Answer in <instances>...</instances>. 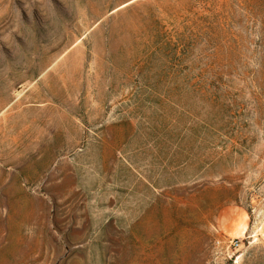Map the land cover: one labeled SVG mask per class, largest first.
Segmentation results:
<instances>
[{"label":"rangeland","instance_id":"rangeland-1","mask_svg":"<svg viewBox=\"0 0 264 264\" xmlns=\"http://www.w3.org/2000/svg\"><path fill=\"white\" fill-rule=\"evenodd\" d=\"M0 264H264V0H0Z\"/></svg>","mask_w":264,"mask_h":264},{"label":"built area","instance_id":"built-area-1","mask_svg":"<svg viewBox=\"0 0 264 264\" xmlns=\"http://www.w3.org/2000/svg\"><path fill=\"white\" fill-rule=\"evenodd\" d=\"M240 245L241 241L239 238L229 240V248L233 252L232 255H234L235 252L240 250Z\"/></svg>","mask_w":264,"mask_h":264}]
</instances>
